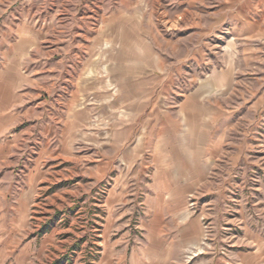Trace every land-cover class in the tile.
Returning <instances> with one entry per match:
<instances>
[{"label":"rangeland","instance_id":"rangeland-1","mask_svg":"<svg viewBox=\"0 0 264 264\" xmlns=\"http://www.w3.org/2000/svg\"><path fill=\"white\" fill-rule=\"evenodd\" d=\"M254 3L0 0L2 20L38 30L34 134L43 137L49 124L53 146L61 126L72 157L62 162L55 182L62 193L49 198L50 210L8 229L15 247L26 249L23 262L0 264H264V37L245 31ZM141 39L163 58L149 87L178 125L185 128L191 112L182 98L200 93L194 128L211 146L194 179L183 180L186 190L161 186L165 172L149 148L135 161L139 152L112 144L116 94L112 85L107 94V78L122 61L120 44L131 47V62ZM73 104L82 108L79 133L68 126ZM142 135L132 133L128 145ZM3 231L0 221V238Z\"/></svg>","mask_w":264,"mask_h":264},{"label":"crops","instance_id":"crops-1","mask_svg":"<svg viewBox=\"0 0 264 264\" xmlns=\"http://www.w3.org/2000/svg\"><path fill=\"white\" fill-rule=\"evenodd\" d=\"M254 4L256 6L254 10L252 9L250 18H246L245 24L248 27L245 31L250 32L252 37H264L262 23L264 0H255ZM1 18L0 221L4 231L0 238V262L8 260L23 262V253L26 249L15 247L16 244L10 238L8 229L26 227L30 213L39 214L45 212L44 210H50L49 198H54L56 195L61 197L62 190H56L55 182H62V162L72 157L66 156L67 145L62 144L61 126L58 129V142L53 146L48 136L49 124L43 126V128L46 126L48 130L47 134L42 135L43 137H37L34 134L35 124L31 119L39 116L38 113V115L35 114L33 105L39 81L31 71V64L34 50L38 47V30L26 21L18 22L10 18L5 20ZM140 42L134 48L136 54L133 55L134 61L131 59V62L129 56L125 55L131 47L128 48L124 43L120 44L118 52L123 55L118 58L122 61L119 60L117 64L118 70L111 71L107 78V94H110L111 85L114 88V91L112 90L113 93L115 92L114 95L116 94L112 105L110 104L111 110L117 111L112 115V144L117 149L126 151L133 149L134 154L139 152L140 155L133 158L135 161L143 160L144 149L149 148L150 159L156 164V168L158 165L166 166H161L162 171L165 172L161 186L167 190L170 184L175 182V189L186 190L183 180L189 176L194 179L197 172L196 166H200L204 163V159H208V150L211 146L210 139L202 135L205 133L204 130L199 132V129L194 128L195 108L199 105L200 93L182 98V104L189 106L191 112L186 118L185 128L178 125L177 119H174L168 109L160 108V100L155 99L153 87H149L150 81L154 79L151 72L156 66L162 65L163 58L149 42L144 39ZM221 74L223 73L217 72L216 75L220 77ZM75 91V95H78L81 89L75 88ZM144 92H147L146 95L151 93L153 96L147 100L146 95H143ZM73 106L74 108H69L68 126H73L79 133L83 127L82 119H79L82 108L74 104ZM149 107L150 112L144 113ZM72 119H74L73 122H71ZM135 132L143 135L139 136L140 138L133 146L128 145L126 140ZM128 160V162H134L130 158ZM167 166H176V170ZM156 177L158 179V175ZM161 186L158 184L154 186L153 195H155H152L156 199V205H154L156 213L161 211L157 207L158 198L162 196L164 190ZM171 191L170 193L174 195L173 188ZM43 216L40 214L37 218ZM154 225L159 226L158 223ZM29 241L24 243L25 246L30 243ZM9 244L11 249L8 247Z\"/></svg>","mask_w":264,"mask_h":264}]
</instances>
